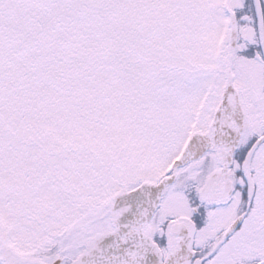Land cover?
<instances>
[{
  "label": "snow or ice",
  "instance_id": "snow-or-ice-1",
  "mask_svg": "<svg viewBox=\"0 0 264 264\" xmlns=\"http://www.w3.org/2000/svg\"><path fill=\"white\" fill-rule=\"evenodd\" d=\"M0 264H264V0H0Z\"/></svg>",
  "mask_w": 264,
  "mask_h": 264
}]
</instances>
